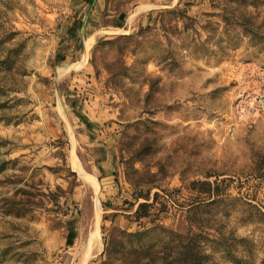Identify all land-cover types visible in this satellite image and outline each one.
<instances>
[{"label":"rangeland","instance_id":"1","mask_svg":"<svg viewBox=\"0 0 264 264\" xmlns=\"http://www.w3.org/2000/svg\"><path fill=\"white\" fill-rule=\"evenodd\" d=\"M179 234L264 264V0H0V264L172 263Z\"/></svg>","mask_w":264,"mask_h":264},{"label":"trees","instance_id":"2","mask_svg":"<svg viewBox=\"0 0 264 264\" xmlns=\"http://www.w3.org/2000/svg\"><path fill=\"white\" fill-rule=\"evenodd\" d=\"M79 28L76 33H79ZM78 34L75 35L77 37ZM191 189L194 192H198L201 195H206L209 200L216 199L222 196L224 193L219 185L213 186L210 182H196L191 185ZM163 196L158 193L155 194L153 202L150 203V194L146 196H141L145 201L140 203L136 211V221L140 222L142 219H149L151 211L160 203L161 208L159 209L161 213H169L171 211L170 204L174 203L171 200V196L168 193L163 192ZM213 203V202H212ZM175 204V203H174ZM74 239V231L71 230L68 238V244L71 245ZM212 243L214 249H220L224 254L231 255L230 249L226 244H220L218 241H210L208 238L202 236H192V235H176L175 238V248L173 250L175 254V260L171 263L169 258L171 254L167 253L166 248H162L159 252L155 253L154 246H149L147 250L142 248L144 257L146 261L144 264H157L161 261L163 264H212V256L208 253L207 247L208 243ZM155 253V254H154ZM157 255L154 257V255ZM163 255L161 258L160 256ZM159 256V257H158ZM158 257V258H157ZM237 263V262H234Z\"/></svg>","mask_w":264,"mask_h":264}]
</instances>
